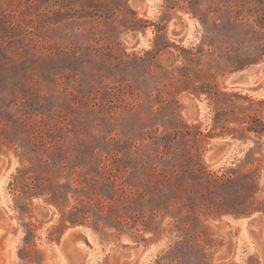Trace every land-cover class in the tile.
I'll use <instances>...</instances> for the list:
<instances>
[{
	"label": "rangeland",
	"instance_id": "1",
	"mask_svg": "<svg viewBox=\"0 0 264 264\" xmlns=\"http://www.w3.org/2000/svg\"><path fill=\"white\" fill-rule=\"evenodd\" d=\"M255 62L264 0H0V264H264V136L211 131L206 95L264 101L225 83Z\"/></svg>",
	"mask_w": 264,
	"mask_h": 264
},
{
	"label": "trees",
	"instance_id": "2",
	"mask_svg": "<svg viewBox=\"0 0 264 264\" xmlns=\"http://www.w3.org/2000/svg\"><path fill=\"white\" fill-rule=\"evenodd\" d=\"M207 98L212 99L216 103L223 102L228 103V106L221 107L218 106L212 117L213 126L211 131L219 129L217 133L219 136H230L231 138H237L241 140H246L249 138V134H252L256 138L260 139L264 136V118L258 114L260 110L256 107L255 104H264V101H253L252 99H247L248 103L246 105L237 103L240 96H234L235 99H232L231 96H227L224 93L218 92L216 95L206 92ZM175 134H180V138L183 142L191 141L194 144H197L201 141V137H212L213 132H209L207 135L203 134L199 130L194 132L181 130L174 131ZM164 140V144H170L172 141H175L176 138L171 136V133L166 132L161 137ZM18 179V176L14 178ZM56 196L55 192H51L49 201L53 204L57 202L53 197ZM88 218L87 211L72 207L66 217L61 216V222L67 221L71 226L74 225H85V220ZM95 227H98V222H93Z\"/></svg>",
	"mask_w": 264,
	"mask_h": 264
},
{
	"label": "water",
	"instance_id": "3",
	"mask_svg": "<svg viewBox=\"0 0 264 264\" xmlns=\"http://www.w3.org/2000/svg\"><path fill=\"white\" fill-rule=\"evenodd\" d=\"M263 75L264 62H255L232 72L229 76L226 77L225 83L227 86L234 89L241 87L248 88L255 86L263 77ZM222 147L223 145L214 144L213 148L215 150V153L213 154V156ZM259 223L260 220L256 218H250L246 221L245 230L246 233L251 236V238H253V234L258 235V231H262V229L259 228ZM255 243L260 244L259 241H256ZM88 245L89 242L87 240V237L80 231V229H71L67 232V236L63 240L60 249L64 252L65 256H79L80 260L83 261L86 257L85 252Z\"/></svg>",
	"mask_w": 264,
	"mask_h": 264
},
{
	"label": "crops",
	"instance_id": "4",
	"mask_svg": "<svg viewBox=\"0 0 264 264\" xmlns=\"http://www.w3.org/2000/svg\"><path fill=\"white\" fill-rule=\"evenodd\" d=\"M249 235V234H248ZM250 236V235H249ZM251 237V236H250ZM250 238H247V244H256L253 239L249 240ZM249 240V241H248ZM251 253V251L249 252Z\"/></svg>",
	"mask_w": 264,
	"mask_h": 264
},
{
	"label": "bare ground",
	"instance_id": "5",
	"mask_svg": "<svg viewBox=\"0 0 264 264\" xmlns=\"http://www.w3.org/2000/svg\"><path fill=\"white\" fill-rule=\"evenodd\" d=\"M66 236H67V232L65 233L63 240L66 238ZM63 240H62V241H63ZM255 240H256V239H255ZM255 242H256V241H255ZM61 244H62V243H61ZM66 257H67V256H66ZM67 258H68V257H67ZM71 258H72V257H71ZM78 258H79V256H77V260L80 259V258H79V259H78ZM69 259H70V258H69Z\"/></svg>",
	"mask_w": 264,
	"mask_h": 264
}]
</instances>
